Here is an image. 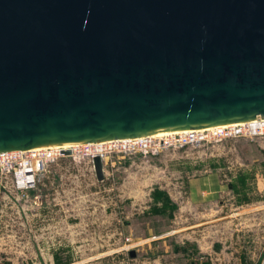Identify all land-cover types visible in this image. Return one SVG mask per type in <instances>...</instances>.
Returning a JSON list of instances; mask_svg holds the SVG:
<instances>
[{"label": "water", "instance_id": "95a60500", "mask_svg": "<svg viewBox=\"0 0 264 264\" xmlns=\"http://www.w3.org/2000/svg\"><path fill=\"white\" fill-rule=\"evenodd\" d=\"M256 116L264 0H0V153Z\"/></svg>", "mask_w": 264, "mask_h": 264}, {"label": "rangeland", "instance_id": "374dc122", "mask_svg": "<svg viewBox=\"0 0 264 264\" xmlns=\"http://www.w3.org/2000/svg\"><path fill=\"white\" fill-rule=\"evenodd\" d=\"M150 141L105 151L100 181L81 151L48 161L26 192L0 167V264H264V136ZM218 174L212 198H189L192 179L203 189Z\"/></svg>", "mask_w": 264, "mask_h": 264}, {"label": "built area", "instance_id": "2783aa9c", "mask_svg": "<svg viewBox=\"0 0 264 264\" xmlns=\"http://www.w3.org/2000/svg\"><path fill=\"white\" fill-rule=\"evenodd\" d=\"M264 136V117L256 116L240 123H229L199 129L182 130L170 138L173 145L199 144L237 137ZM147 136L83 143L70 147L67 151L89 153L102 158L105 151L146 152L155 149L153 141ZM154 140V139H153ZM153 146V147H152ZM63 149L52 146H39L25 150L0 153V167L10 172V186L14 191L26 192L35 188L44 165L63 155Z\"/></svg>", "mask_w": 264, "mask_h": 264}, {"label": "crops", "instance_id": "0c3cea01", "mask_svg": "<svg viewBox=\"0 0 264 264\" xmlns=\"http://www.w3.org/2000/svg\"><path fill=\"white\" fill-rule=\"evenodd\" d=\"M204 182H207V188H197V184H199V181L194 178L192 179V182H190V184L188 185H192L194 186V188L192 190H189L188 192V196L189 198L192 197V200H198V199H209L212 198L214 196L215 191L217 190L216 186H219L218 183V176H216V178H214L213 176H204ZM191 189V188H190ZM191 197H190V195Z\"/></svg>", "mask_w": 264, "mask_h": 264}, {"label": "bare ground", "instance_id": "6f19581e", "mask_svg": "<svg viewBox=\"0 0 264 264\" xmlns=\"http://www.w3.org/2000/svg\"><path fill=\"white\" fill-rule=\"evenodd\" d=\"M233 123H240V122H233ZM203 128H206V127H203ZM182 130H186V129H182ZM182 130H158L155 132H151L150 134H148L146 136L149 138H152V139H159L160 140L161 138L164 139V137L174 135L175 133H178ZM76 145H79V144L78 143H60L57 145H50V146L57 147V148L63 149V150H68L70 147H73Z\"/></svg>", "mask_w": 264, "mask_h": 264}, {"label": "trees", "instance_id": "16d2710c", "mask_svg": "<svg viewBox=\"0 0 264 264\" xmlns=\"http://www.w3.org/2000/svg\"><path fill=\"white\" fill-rule=\"evenodd\" d=\"M218 178H220V174H218ZM244 179H246V176L241 174V173H238L236 175V177L230 182L228 183V185L231 187V189L236 193L237 190L240 189H243L245 187V184H244ZM243 201L246 202L247 199L245 200V198L243 197ZM243 259H242V263L243 264Z\"/></svg>", "mask_w": 264, "mask_h": 264}]
</instances>
